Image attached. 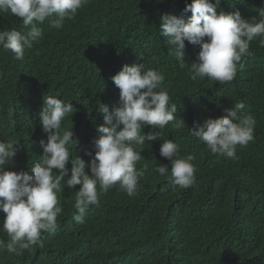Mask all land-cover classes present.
Masks as SVG:
<instances>
[{
  "label": "trees",
  "instance_id": "16d2710c",
  "mask_svg": "<svg viewBox=\"0 0 264 264\" xmlns=\"http://www.w3.org/2000/svg\"><path fill=\"white\" fill-rule=\"evenodd\" d=\"M191 2L88 0L59 30L45 21L42 38L25 50L23 60L0 48V141L20 146L6 170L32 175V165L43 156L39 141L46 135L39 114L46 95L71 102L74 112L62 125L73 127L78 141L73 158L88 163L85 151L94 155L92 141L103 124L97 103L110 112L120 106L111 77L125 64H145L163 73L176 118L185 123L176 129L170 122L163 138L179 145L181 157L194 155L197 169L189 187L170 183L154 170L158 163L169 164L160 155L163 141L146 142L137 149L143 159L136 167L145 172L132 197L113 186L81 223L73 219L79 186H65L58 193L63 212L56 231L43 234V248L34 246L21 255L6 250L10 238L0 212V240L5 242L0 264H264V47L259 37L251 42L250 55L242 58L231 82L192 81L190 63L199 47L185 41L189 64L181 68L160 35L161 17L187 19L191 13L183 10ZM262 8L264 0H222L218 12L238 10L251 19ZM5 28L27 31L10 12L0 13V31ZM237 102L245 104L244 114L253 116L256 125L254 140L238 145L231 159L211 153L189 129L225 116ZM155 131L153 126L143 129L145 134Z\"/></svg>",
  "mask_w": 264,
  "mask_h": 264
},
{
  "label": "clouds",
  "instance_id": "9594fccd",
  "mask_svg": "<svg viewBox=\"0 0 264 264\" xmlns=\"http://www.w3.org/2000/svg\"><path fill=\"white\" fill-rule=\"evenodd\" d=\"M221 2L192 0L183 10L191 13L187 19L174 14L161 17L160 35L166 37L168 53L181 68L189 64L184 60L185 41L199 47L188 73L194 82L206 77L220 84L231 82L242 58L250 55L251 42L259 37L264 47V8L259 9L257 16L244 19L238 10L218 12ZM87 3L88 0H0V13L10 12L21 18L27 29L0 31V48L23 60L25 50L42 38L41 25L45 21L59 30ZM111 80L119 89L120 106L110 112L98 101L96 107L103 124L97 126L98 136L92 141L94 155L93 151H85L91 158L88 163L73 158V147L78 141L74 139L73 127H65L62 122L74 108L70 101L56 96L43 97L39 116L46 139L39 141L43 156L32 165V175L6 170L20 146L14 140L0 141V212L5 214L2 229L10 238L6 244L8 253L21 255L34 246L44 247L43 234L54 233L58 227L57 217L63 212L58 193L65 186L69 190L79 186L74 204L78 214L73 219L81 223L89 207L99 206V196L113 186L118 184L121 191L132 197L145 172L136 167L143 159L142 150L137 149L146 142L163 141L160 155L169 161L170 167L158 163L156 173L181 188L194 182V155L181 157L179 145L163 138V129L170 122L176 129L185 126L182 119L176 118V103L170 104L163 73L145 64H125ZM244 109L245 104L237 102L221 118L194 123L193 128H188L190 134L204 142L211 153L235 159L237 146L254 140L256 121L245 115ZM147 126L158 131L145 134L143 129ZM4 247L5 242L0 240V249Z\"/></svg>",
  "mask_w": 264,
  "mask_h": 264
}]
</instances>
